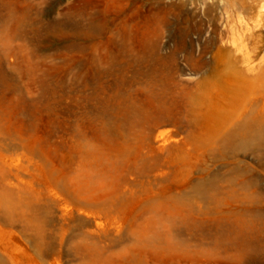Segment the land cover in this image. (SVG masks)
I'll return each mask as SVG.
<instances>
[{
  "label": "rangeland",
  "instance_id": "1",
  "mask_svg": "<svg viewBox=\"0 0 264 264\" xmlns=\"http://www.w3.org/2000/svg\"><path fill=\"white\" fill-rule=\"evenodd\" d=\"M261 1L0 0V264H264V125L196 144L236 70L264 117Z\"/></svg>",
  "mask_w": 264,
  "mask_h": 264
},
{
  "label": "bare ground",
  "instance_id": "2",
  "mask_svg": "<svg viewBox=\"0 0 264 264\" xmlns=\"http://www.w3.org/2000/svg\"><path fill=\"white\" fill-rule=\"evenodd\" d=\"M263 16H264V0L260 2L255 13V18L252 22L254 23V26H256L255 28H257V26L260 27V22ZM248 22L250 21L248 20ZM248 22L243 18V16L241 17L238 16L235 20V24L231 26L229 30V35H228L229 38L227 39L228 44L232 48H234L238 53H241L245 50L246 44L244 45L245 41L243 42V38L245 31H247L249 27ZM224 81H225L224 83L225 90L223 92L216 93L214 91L215 88L213 86H211L209 89L207 95L208 123L205 127V131L202 133V136L196 139V144L198 146H202L205 148L207 147L209 149H216L218 147L228 146L230 144L237 145V143H239L240 141L244 142L246 140L254 138L256 134L259 133V131H261L263 128L264 125L263 116L253 111H249L245 115H242L240 111V98L242 95L247 96L254 91L255 85L253 81L237 70L236 72L232 73V75H230V77L227 80ZM226 103L228 104V107L226 106ZM82 176L83 175L79 174V179L82 178ZM198 191L200 192L203 191L202 187H199ZM217 191L219 192V190ZM124 199L125 197L123 195H120L117 198H113L109 200L108 201L109 205L108 204L107 205L111 206L113 203L116 202L120 203ZM211 199L214 200L215 203L220 202L216 196L212 195ZM14 200L9 195H4L1 196L0 203L3 205L4 208L8 210L9 209L12 210V208L15 207L17 203ZM170 203H172V205H174V207L177 209H181V207L185 205L182 198L170 199ZM145 233L142 231L133 232L131 235L132 240L131 241L129 240L128 243L130 245L127 244V249H129L130 247H142L144 246V244L150 243L149 242L150 238ZM167 241L168 240H166V242ZM96 243L97 242L93 241V243L89 244L88 247L89 248L93 247L92 249L94 256H96L97 259L100 257L98 259L100 260L102 258L100 256V253L98 255V253L96 252H98L97 248L101 249L102 246L99 243L100 245L98 244V246L100 247H96L97 246ZM184 245L186 244L181 242V243H177L176 245H172V248H174L176 252H180V250L185 249ZM218 246L219 248H221V244H219ZM187 248H190V246L188 245ZM186 251L188 252V249Z\"/></svg>",
  "mask_w": 264,
  "mask_h": 264
}]
</instances>
